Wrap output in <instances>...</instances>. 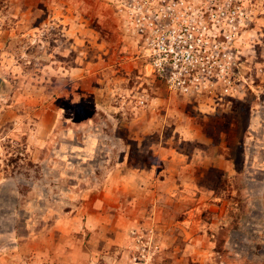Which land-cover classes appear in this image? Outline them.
Masks as SVG:
<instances>
[{"label":"rangeland","instance_id":"374dc122","mask_svg":"<svg viewBox=\"0 0 264 264\" xmlns=\"http://www.w3.org/2000/svg\"><path fill=\"white\" fill-rule=\"evenodd\" d=\"M146 7L188 71L114 0H0V264H264V0Z\"/></svg>","mask_w":264,"mask_h":264},{"label":"built area","instance_id":"2783aa9c","mask_svg":"<svg viewBox=\"0 0 264 264\" xmlns=\"http://www.w3.org/2000/svg\"><path fill=\"white\" fill-rule=\"evenodd\" d=\"M114 2L122 7V11H130L131 13H135V17L133 19L134 22H137L139 26V30L142 33L144 29H142V26H146L149 31L148 33H144L145 35H149V37H152V41H154V45L157 48L155 49V55L153 54L155 60H154V66L158 68V71L164 70L165 62L170 65V68H176L180 70H186L188 71L189 67L188 64L191 62V59L193 58V51L191 52L190 49H192L191 46H193L191 43V40L193 37L183 39L181 44H176V42L173 40V35L171 34V37L168 33V31H165V28L163 29V25L160 23L159 19H155L154 17L148 16L143 14L146 4H150V0H114ZM147 8V7H146ZM143 10V11H142ZM146 11H149L148 9H145ZM142 11V12H141ZM142 21L144 23H142ZM149 24L151 27L149 28ZM174 32V31H172ZM151 46V47H153ZM186 53V61L183 60V56L181 55V59H179V53L181 52ZM156 56L161 57L162 61L158 59ZM188 61V63H187ZM169 67V66H168Z\"/></svg>","mask_w":264,"mask_h":264},{"label":"crops","instance_id":"0c3cea01","mask_svg":"<svg viewBox=\"0 0 264 264\" xmlns=\"http://www.w3.org/2000/svg\"><path fill=\"white\" fill-rule=\"evenodd\" d=\"M206 161H207V159H203L202 161H200V162H201L200 164H204ZM173 165H174V164H173ZM187 166H190V167L192 168L191 165H188V164H187ZM193 168H194V167H193Z\"/></svg>","mask_w":264,"mask_h":264}]
</instances>
